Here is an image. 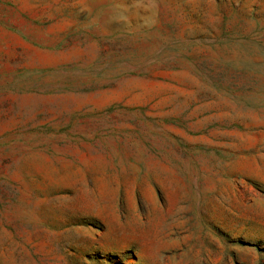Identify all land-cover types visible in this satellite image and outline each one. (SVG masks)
<instances>
[{
    "label": "rangeland",
    "instance_id": "rangeland-1",
    "mask_svg": "<svg viewBox=\"0 0 264 264\" xmlns=\"http://www.w3.org/2000/svg\"><path fill=\"white\" fill-rule=\"evenodd\" d=\"M0 264H264V0H0Z\"/></svg>",
    "mask_w": 264,
    "mask_h": 264
}]
</instances>
